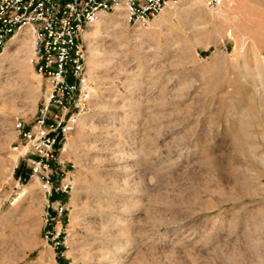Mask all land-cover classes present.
Here are the masks:
<instances>
[{"label": "rangeland", "instance_id": "rangeland-1", "mask_svg": "<svg viewBox=\"0 0 264 264\" xmlns=\"http://www.w3.org/2000/svg\"><path fill=\"white\" fill-rule=\"evenodd\" d=\"M172 6L141 28L121 6V25L83 35L90 103L51 163L54 185L73 175L72 264H264L252 250L264 253V0H199L217 17L207 22ZM11 41L0 59V264H56L44 189L13 150L15 118L32 120L45 81L13 63ZM32 48L31 32L25 58Z\"/></svg>", "mask_w": 264, "mask_h": 264}, {"label": "built area", "instance_id": "built-area-1", "mask_svg": "<svg viewBox=\"0 0 264 264\" xmlns=\"http://www.w3.org/2000/svg\"><path fill=\"white\" fill-rule=\"evenodd\" d=\"M181 0H0V59L9 40L22 28L33 36L31 65L45 81L43 101L31 121L15 118L13 150L30 163L29 177L44 189L45 242L55 252L56 264H72L69 251L70 209L63 196L74 188L73 175H60L54 185L51 163L57 148L77 127L88 110L91 86L87 78L84 33L102 13L126 9L132 27L145 26L170 2ZM207 9L225 0H200ZM59 198H53L54 195ZM61 262H59V260ZM58 261V262H57Z\"/></svg>", "mask_w": 264, "mask_h": 264}, {"label": "bare ground", "instance_id": "bare-ground-1", "mask_svg": "<svg viewBox=\"0 0 264 264\" xmlns=\"http://www.w3.org/2000/svg\"><path fill=\"white\" fill-rule=\"evenodd\" d=\"M198 3H199V0H181L179 2H173V12L177 15H182L183 13L185 14H194L198 16V21L200 22H207L209 20H214V19H217V17L214 15L212 16L211 15L210 17L207 16L208 14L205 13V12H202L199 8H198ZM123 12H124V9L123 7L121 6H117L115 7L114 9V12L112 13L111 17L108 18L107 16H105L104 14H101L99 15V17L90 25L91 26H100L102 24H105L107 23L108 20H110V23L113 25V26H119L122 24L121 20L123 19ZM126 23H127V20H126ZM128 24V23H127ZM142 26L138 27V28H141ZM98 28V27H97ZM96 28V29H97ZM95 32V29H91L90 31L87 32V35L88 34H91V33H94ZM22 34L23 36L19 39V38H16L14 39L16 36H18V34ZM29 34H31V30L29 28H22L20 29L10 40H12L9 45H8V48L10 49V47L14 48L15 47V51H16V55H15V58L13 59V63L14 64H25L26 62V65H31V60L30 58H25V54H26V47H27V39L29 37ZM9 40V41H10ZM6 49V48H5ZM15 53V52H14ZM89 54H90V58H92L91 62L93 63V65H96V61L94 59V57H96L97 55V50L94 51V48H91L89 50ZM2 56V54H1ZM24 56V58H23ZM89 63V62H88ZM22 65V66H23ZM90 65V64H89ZM24 67V66H23ZM95 89H93L94 91ZM254 105H256V103H254ZM243 133L246 135V132H245V129H243ZM242 133V134H243ZM243 145V144H242ZM30 186V185H29ZM32 186L28 187L29 189L31 188ZM25 189V188H24ZM23 189V192L22 193H25L28 191V189L24 190ZM32 190V189H30ZM21 194V192H20ZM261 246H263L261 243L259 245V243H255L252 247V250H253V254L258 258V261H261L263 262L264 261V253L261 252Z\"/></svg>", "mask_w": 264, "mask_h": 264}]
</instances>
